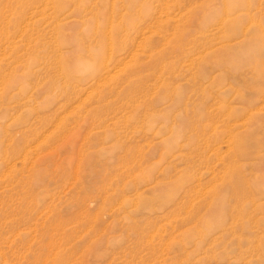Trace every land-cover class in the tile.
<instances>
[{
  "label": "rangeland",
  "instance_id": "374dc122",
  "mask_svg": "<svg viewBox=\"0 0 264 264\" xmlns=\"http://www.w3.org/2000/svg\"><path fill=\"white\" fill-rule=\"evenodd\" d=\"M57 1L0 0V264H264V0Z\"/></svg>",
  "mask_w": 264,
  "mask_h": 264
},
{
  "label": "bare ground",
  "instance_id": "6f19581e",
  "mask_svg": "<svg viewBox=\"0 0 264 264\" xmlns=\"http://www.w3.org/2000/svg\"><path fill=\"white\" fill-rule=\"evenodd\" d=\"M58 1H59V0H58ZM58 1H57V2H58ZM81 2H82V1H78V2H77V5H78L79 7L81 6ZM54 3H56V2H54ZM47 4H48V3H46L45 5H47ZM35 6H36V5H35ZM62 6L64 7V8H62V9H64V10L67 9V6H64V5H62ZM48 7H50V6H48ZM38 8H39V7H38ZM45 8H47V7L45 6ZM50 8H51V7H50ZM50 8H49V9H50ZM33 10H34V8H33ZM42 10H45V9H42ZM34 11L36 12V10H34ZM83 11H84V10H83ZM87 11H89V10L87 9V10H85L84 12H87ZM90 12L93 13V10L91 9V10L89 11V13H90ZM228 16H229V15H228ZM226 17H227V16H226ZM226 17H225V18H226ZM225 18H224V19H225ZM251 19H253V18H250V20H251ZM250 20H248V21H250ZM251 21H252V20H251ZM220 27H221V26H220ZM262 29H263V28H262ZM19 30H20V29H19ZM244 31H245V30H244ZM244 31H243V32H244ZM259 33H260V32H259ZM243 34H244V33H243ZM244 36H245V35H244ZM133 55H134V54H133ZM133 57H134V56H133ZM135 57H136V56H135ZM87 68H88V67H87ZM85 69H86V68H85ZM73 71H74V70H73ZM85 71H87V69H86ZM74 72H75V71H74ZM76 73H77V72H76ZM99 74H100V73H98V74H91L90 76H86V77H85V76H81V77H78V78L74 77L73 79H74L76 82H82V83L86 84V83H87V80H89V79H94V76H97V75H99ZM68 75H69V74H68ZM79 75H80V74H79ZM63 76H64V73H63ZM65 76H66V75H65ZM70 76H71V75H69V77H70ZM79 85H81V84H79ZM79 85H78V86H79ZM70 91H71V90H70ZM72 91H73V89H72ZM71 94H72V93H71ZM71 94H69V96L67 97V100H66V101L69 102V101H71V100L73 99V96H72ZM78 94H79V93H78ZM261 98H264V95H263ZM62 107H63V105H61V108H62ZM229 139H231V138H229ZM228 141H229V140H228ZM228 141H227V142H228ZM230 141H231V140H230ZM24 151H26V150H24ZM24 154H25V153H24ZM22 157H23V156H22ZM22 157H21V158H22Z\"/></svg>",
  "mask_w": 264,
  "mask_h": 264
}]
</instances>
